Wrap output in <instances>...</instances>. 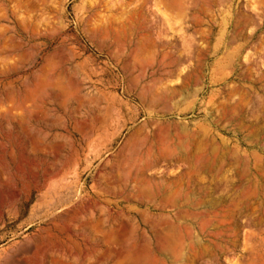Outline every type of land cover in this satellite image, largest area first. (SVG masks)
I'll use <instances>...</instances> for the list:
<instances>
[{
	"label": "rangeland",
	"instance_id": "obj_1",
	"mask_svg": "<svg viewBox=\"0 0 264 264\" xmlns=\"http://www.w3.org/2000/svg\"><path fill=\"white\" fill-rule=\"evenodd\" d=\"M127 259L264 264V0H0V264Z\"/></svg>",
	"mask_w": 264,
	"mask_h": 264
},
{
	"label": "bare ground",
	"instance_id": "obj_2",
	"mask_svg": "<svg viewBox=\"0 0 264 264\" xmlns=\"http://www.w3.org/2000/svg\"><path fill=\"white\" fill-rule=\"evenodd\" d=\"M254 155H255V154H254ZM259 255H261V254H259ZM250 256H251V255H250ZM259 259H260V258H259ZM127 260H129V259H127ZM127 260H126V261H127ZM263 260H264V259H263ZM130 262H131L132 264H136V262H134L133 260H132V261L129 260V263H130ZM131 263H130V264H131ZM251 263H252V262H251ZM127 264H128V263H127ZM254 264H255V263H254ZM256 264H257V263H256ZM260 264H261V262H260Z\"/></svg>",
	"mask_w": 264,
	"mask_h": 264
}]
</instances>
